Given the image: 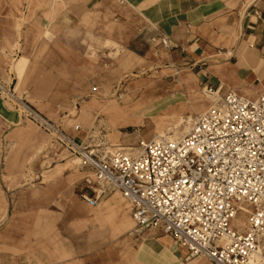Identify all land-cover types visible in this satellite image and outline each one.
Here are the masks:
<instances>
[{"label":"crops","instance_id":"0c3cea01","mask_svg":"<svg viewBox=\"0 0 264 264\" xmlns=\"http://www.w3.org/2000/svg\"><path fill=\"white\" fill-rule=\"evenodd\" d=\"M160 35L169 37L170 48L153 41ZM106 42L117 45L111 47L112 53L121 46L128 54L149 51L150 42L167 51L175 66L191 70L208 66L206 70L213 74L237 82L238 91L227 92L256 99L264 90V0H0V79L17 94L38 99L35 108L54 123L63 105L55 103L54 97H69L72 82L88 89L96 76L103 75L102 63L81 51L93 44L103 49ZM211 57H221L222 64L211 62ZM222 88L215 93L220 96ZM16 112L0 98V264H106L99 259L88 261L101 248L89 245L87 238L95 229L102 232L113 228L115 214H130L121 201L123 196L116 190L104 192L105 213L98 212L100 216L94 219L39 218L34 212L23 217L22 202L9 196L4 184L8 177L19 178L15 183L22 184L21 169L15 168L14 173L2 169L7 154L1 133L17 122ZM80 129L63 130L86 144ZM80 190L81 199L83 194L95 197L97 192L84 187ZM37 206L31 199L30 210ZM134 230L135 222L123 241H139L144 235L153 238L142 251L127 252L124 259L109 258V264H127L126 260L135 255L138 264H209L205 259L187 260L186 252L160 231ZM161 236L170 238L176 248ZM24 256L30 261L24 262Z\"/></svg>","mask_w":264,"mask_h":264},{"label":"built area","instance_id":"2783aa9c","mask_svg":"<svg viewBox=\"0 0 264 264\" xmlns=\"http://www.w3.org/2000/svg\"><path fill=\"white\" fill-rule=\"evenodd\" d=\"M153 41L171 47L165 35ZM0 98L80 157L97 181L119 191L132 207L135 232L170 236L187 260L264 264V90L256 99L229 91L190 117L182 138L142 141L135 153L102 141L78 142L1 79ZM81 197L91 207L100 199L96 192ZM240 212L247 223L237 230L233 223Z\"/></svg>","mask_w":264,"mask_h":264},{"label":"rangeland","instance_id":"374dc122","mask_svg":"<svg viewBox=\"0 0 264 264\" xmlns=\"http://www.w3.org/2000/svg\"><path fill=\"white\" fill-rule=\"evenodd\" d=\"M27 21L28 19H24V22ZM90 42L93 43L91 40ZM116 46L106 42L102 45L103 49L93 44L88 50L81 51L87 52L90 59L102 63L103 75L96 76L88 89H81L72 82L74 87L69 97L63 99L56 96L53 99L55 103H63L59 115L53 120L61 124L64 130L72 128L74 131L75 126H80L81 135L87 145L102 141L111 149L128 152L124 148L138 147L140 142L150 141L161 130L174 134L175 123L179 117H183L185 121L177 129L183 130L186 126L181 136L185 135L190 128L187 118L198 116L211 108V94L220 87H223L221 97L229 89L238 91L237 82L231 78L226 79L223 74H213L210 69L206 70L208 66L191 70L188 66L173 65L169 53L155 48L150 42L147 43L149 51L137 50L134 54H128L129 51L121 46L112 53L111 47ZM210 61L222 64L221 57H211ZM94 86L96 90L93 89ZM210 90L213 93H209ZM17 95L37 110L35 101L38 99L32 98L30 94ZM5 102L16 112L10 102ZM16 113L17 122L8 126L5 133H1L6 139L4 150L7 154L6 165L2 169L6 173H14L15 168L17 171L21 169L22 184L15 183L19 178L9 177L4 178V184L6 182L8 195L12 194L13 199L22 202V216L30 217L31 212H34V216L39 218L60 216L94 219L100 216L99 213L104 214L102 209L107 200L103 197L104 194L98 200L97 208H91L80 198V189L84 187L91 193L93 190L109 192L111 187L97 181L93 170L81 159L79 163L73 164L76 155L55 142L36 124L21 117L19 112ZM63 166L69 168L63 175L53 177ZM31 199L37 202L38 209L30 210ZM121 201L132 212L130 203L122 197ZM76 212L78 213L75 214ZM131 212L126 217L120 213L113 215L116 218L113 228L102 232L95 229L92 235L90 231L91 236L88 235L87 243L101 250L96 254L97 257L93 256L88 261L99 259L102 263L109 264V258L124 259L127 252L136 254L151 241L152 235H144L145 238L139 241H123L126 233L134 228ZM246 219L245 213L240 212L233 225L238 227L239 222H246ZM46 228L40 226V229ZM39 233L40 238L44 239V234ZM161 238H166L176 248L170 238ZM25 245H29V242ZM41 254L43 253L40 251ZM23 260L29 262L30 257L24 256ZM138 260L135 255L126 262L138 264Z\"/></svg>","mask_w":264,"mask_h":264},{"label":"bare ground","instance_id":"6f19581e","mask_svg":"<svg viewBox=\"0 0 264 264\" xmlns=\"http://www.w3.org/2000/svg\"><path fill=\"white\" fill-rule=\"evenodd\" d=\"M150 84V83H149ZM221 95V94H220ZM210 98H212V106L211 107H213V106H215L218 102H219V100H220V98H221V96H219L217 93H213V94H211L210 95ZM144 116V115H143ZM190 119V117L189 118H187V120H189ZM109 121V120H108ZM185 120H184V118L183 117H179L177 120H176V123H175V127H174V129H176L175 131H174V134H169V133H166V131H159L158 133H157V135L154 137V138H152V139H161V138H164V139H166V140H169V141H175V140H178V139H180V138H182L184 135H182L181 136V134H183L184 133V130H186V126L183 128V130H178L177 128L178 127H180V125H182L183 124V122H184ZM190 121V120H189ZM110 122V121H109ZM143 122V121H142ZM141 122V123H142ZM190 123V122H189ZM75 128H76V126H75ZM188 132V131H187ZM179 136H181V137H179ZM124 149H127V151L129 152V153H135V152H137L138 151V147H127V148H124ZM79 161H80V157H78V156H76V158H75V160L73 161V164H77V163H79ZM56 168V167H55ZM69 167L67 166V167H62V168H60L59 170H57V172L55 173V174H53V177H57V176H61V175H63V173L66 171V169H68ZM54 169V168H53ZM54 171V170H53ZM88 181H90V179L88 180ZM97 191V194H98V196L101 198L102 197V194H103V190H96ZM237 221V220H236ZM235 223V222H234ZM233 223V224H234ZM246 223H247V219H246V222H239V224H238V227H236V226H234L237 230H242L244 227H245V225H246ZM199 258H202V259H205V258H203V257H197L196 259H199ZM206 261H208L207 259H205Z\"/></svg>","mask_w":264,"mask_h":264}]
</instances>
